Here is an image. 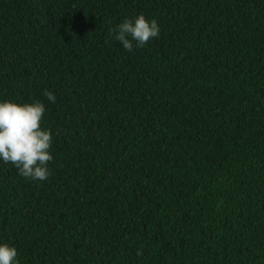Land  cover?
Returning a JSON list of instances; mask_svg holds the SVG:
<instances>
[{"label": "trees", "instance_id": "16d2710c", "mask_svg": "<svg viewBox=\"0 0 264 264\" xmlns=\"http://www.w3.org/2000/svg\"><path fill=\"white\" fill-rule=\"evenodd\" d=\"M6 100L52 136L45 180L0 159L18 264H264V0H0Z\"/></svg>", "mask_w": 264, "mask_h": 264}, {"label": "clouds", "instance_id": "9594fccd", "mask_svg": "<svg viewBox=\"0 0 264 264\" xmlns=\"http://www.w3.org/2000/svg\"><path fill=\"white\" fill-rule=\"evenodd\" d=\"M109 31L125 50L131 51L133 41L137 47L144 46L159 35L160 27L155 19L149 21L141 13L134 22L125 18ZM44 94L55 102L52 92L45 91ZM44 111V104L39 101L23 104L11 100L0 102V159L15 165L21 176L35 180L47 179V165L53 159L48 151L52 143L51 132L41 127ZM137 254L142 253L138 250ZM16 257L15 247L0 244V264H18Z\"/></svg>", "mask_w": 264, "mask_h": 264}]
</instances>
